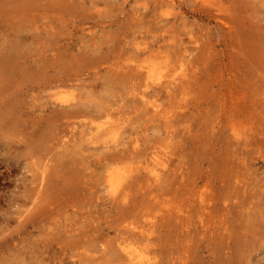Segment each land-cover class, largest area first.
<instances>
[{
	"label": "rangeland",
	"instance_id": "374dc122",
	"mask_svg": "<svg viewBox=\"0 0 264 264\" xmlns=\"http://www.w3.org/2000/svg\"><path fill=\"white\" fill-rule=\"evenodd\" d=\"M75 1L81 2L82 0H75ZM93 1L95 2L97 1V5H98L97 7L90 8V5L87 3L77 4L75 2V4L71 5L72 8H67V10H60L59 12L57 11L54 12V9L51 6H49L52 3V0H42L40 2H42L43 4L39 6L37 10L29 12L28 16H26V19L24 20L22 19V21H25V22L21 23L20 26H17L14 24V21L18 20L17 18L13 17L14 13L9 14L8 16L7 15L4 16L3 15L4 13L0 12V51H4L6 47L5 45H7V47L8 45L9 47H14L15 43H18L17 41L18 39H20V36L21 37L23 35L25 36L24 37L25 40L24 41L22 40L21 41L22 43H19L20 48L22 52H24V54H20L19 57L13 59L14 60L13 62L14 71L12 73V80L10 82V85L8 84L10 89L9 87H6L7 90L6 89L4 90L2 87H0V240L3 239L4 236L5 238H10L9 240L10 247L7 251L8 253L5 252L6 249L5 250L1 249L3 252L0 251V253H2L1 254L2 256H3V253H5V258L7 257L6 263L8 261V262H12V264H15L18 261L16 264L18 263L19 264H35V263H38V264L39 263L40 264H44V263L45 264H94V263L98 264L97 263L98 261H96L95 259L99 257V254L97 253L99 252V249L101 248V246L99 244V241L97 242V238H94L97 236L93 234L91 235L93 236V238H91L90 236L89 239H86L87 241L90 240L89 241L90 243H91V240L92 242L94 241L92 245H88L89 242H87L86 240L85 241L81 240L82 242H80V240H77V238L73 236L72 234L73 231L71 228H73V230L76 228L83 230L85 228L84 226H82L83 223H82V218H80V215L81 216L83 215V218L86 220L90 219L89 221L86 222V224L90 223L89 224V227H90V225H92L91 223V220H93L92 218H96V215H97V213L96 212L94 213V211H97V212L99 211L98 213L100 215L103 214L109 217L110 215L112 216L114 213H116L115 212L116 209L113 208L115 206L113 205V203H111L113 202L112 200L113 196L106 190V188L104 187L103 180H102L104 169L101 167L103 163L105 162V160L103 159L104 156H109L111 154H117L115 150H119V151L121 150L120 152L121 154L123 153L127 154V152L125 151L128 149V152H130L131 147H132V143L130 142H132V140L133 141L136 140L137 142L136 148L138 150H137V153L135 151L133 155H131L130 153L128 154L131 156H134V154L137 155L139 153L136 156L138 159L134 156L135 157V159L133 160L134 162L141 161L142 158L140 157L148 153L149 152L148 150H150L152 146L156 147L155 152H157L158 155H162L163 153H166L170 151L171 149H173V147H175L174 140L169 142L168 138H165V133H166L165 129L162 127L161 129L160 127H156L159 124L162 125L161 121L157 122L156 119L149 118L148 115L146 116V115L140 114L141 108H138V107L140 105L139 102L141 101H140L139 96L136 95V93L140 92V90L142 89L137 88L136 91H134L135 90L134 87H131L133 83L129 81V83H132V84H129L128 81L126 80L127 78L124 75L121 76L123 79H121V77L118 76V80H116L115 82L113 80L114 77L112 78V76H114L112 74L114 73L109 71V69L106 66L110 64H116V65L119 64L120 66H124V67H129V66L131 67L132 65L134 66L135 64L134 55H136L135 51H136L137 44L138 45L141 44V47L149 46L146 50L150 48L154 50L155 48H157L155 45L158 46L163 41L162 38H165V39L169 38L170 42L166 41L165 43H167L168 45H172V46L175 45L177 42L176 41L177 39L175 38L172 39L168 33H166V35L164 34L165 32H163V29L160 28V25L162 23L167 25L168 30H170V28L172 29L173 26L175 27V37L176 38L180 37L185 40L186 38H188V35L186 36V34L188 32H191V33L193 32L192 33L193 36L195 35L194 37L198 38L200 42L201 40L203 42L205 40V44L208 46L207 49L209 53V54L207 53V55L209 56L205 64L208 67V70L210 71V72L208 71V73L202 74L201 76V79L205 78L204 79V81L206 82L205 86H203V88L196 87V90L194 92L197 93L198 97H196L195 99H194V93H192V94H188L187 97H183L182 99L177 100L175 104L173 103L174 106L172 109L173 111L175 109V112L177 111L176 114H179V115L175 117L174 115L176 114H174L173 115L174 117L172 120H174L173 121V123L175 124L174 127L175 126L178 127V128L175 127L176 132H178V130L182 132V135H184L183 138H185L186 136V134H183L185 133V130H186L184 128L188 124L192 123L191 124L192 129L193 128L197 129V127H200V129H203L202 128L203 123L202 122L199 123V121L204 119L202 115H205L206 113H201L197 115V119H196V116H193L191 114V112L196 110L197 104L205 105V102H206L207 108L203 106L205 110H208V109L209 111L217 110L218 104L215 103V101H213L214 97L211 96V92L217 88L216 87L217 85L216 76L218 77V79H220L219 78L220 69L223 70V71L221 70V72L223 73L221 79L223 83L225 84L227 83V81L225 80L228 79V76L224 72V69H225L224 64H228L230 65V67H234L236 70H238L237 72L241 70L242 71L240 75L241 77L237 76L239 74L236 72L235 69L232 70L233 68H231V71H233L231 73H234L232 75L237 76L238 77L237 79L243 78L242 80H244L243 73L245 69L243 68L242 64L239 63L241 62V60L235 56H231V57L229 56L230 50L228 49L229 48L228 44L230 40L227 38L226 34L220 29V27L216 26L217 24H215V21L213 19H211L212 17L210 18L204 17L202 16V13L200 14V16L202 17H199L197 14H195L197 11H199V9L204 7L202 4H197L199 3L198 0H168L169 3H167L166 5L162 3V0H125L124 3L122 2L120 6L122 8V11L120 12L119 11L116 12V9L119 7L118 3H121V0H93ZM103 1H108V3H112L108 7L109 9L103 8ZM243 1H245L246 4L247 3L248 4L246 5L245 3H243ZM243 1L236 0L233 4L235 6L238 5V8H239L238 10L240 11V13L238 11L237 12L239 13L240 17H242V19L245 20L244 21L245 26L241 25L242 27L241 32L244 33L245 35L248 34L252 36L253 39H251V41L253 42L257 43L258 42L257 40H261L262 42L261 47H262V50L264 51V45H263L264 40L262 41V38H261V37H264V0H248V1L243 0ZM114 4H116V6ZM113 6L116 9H114ZM244 6L246 7L245 8L246 10L244 9ZM247 7L251 9L248 8L249 9L248 10ZM5 8H8V7H5ZM212 11L213 13H216L214 10ZM237 12H236V15H237ZM222 13L223 12L219 13V15H221L222 18L226 17V15ZM112 19H115L118 22ZM112 21L114 22L111 23ZM235 21H236V18H235ZM251 22L252 23L254 22V23L252 24ZM184 26H185V29H183ZM247 29L249 30L247 31ZM186 31L188 32L186 33ZM51 32H53L56 36L54 35L51 36L50 35ZM242 33L240 34L242 35ZM107 35L110 37L109 38L110 41L102 45L100 47L101 49L98 48V50H96V48L94 47L95 50L93 49V51L91 50L86 51L87 49L83 47V45L87 44L88 46V44L92 43L91 40L93 38H95L94 39L95 41L97 40V37L98 38L104 37V39L108 40ZM58 38L60 40V43L57 42ZM65 38H70L69 41L72 43L71 44L69 42L71 44V48L75 46H80L82 44L81 45L83 47V50L81 49L82 55L85 53L84 54L85 56L83 57L81 65L78 64L76 61H72L73 55L74 54L77 55L80 53H76L75 50L73 51V49L71 48L69 49L70 51L64 50L65 48H69V46L66 45ZM87 39H89V41H87ZM94 40L93 42H95ZM50 41L54 42L55 44H52ZM172 41H175V44H173ZM108 45L109 46L113 45V50L105 54L106 47H108ZM60 46L63 49V51L62 52L58 51L59 52L58 54H55L56 52L55 51L54 52L55 56H52V57H50L49 51L45 50L49 47H52V48L55 47V49H58V47ZM92 48L93 47L91 46V49ZM177 48L179 47L177 46ZM210 51L212 53H210ZM154 53H150V54H152L153 56ZM94 54L96 55L95 57L103 55L102 59L101 58L100 59L102 61L104 60L105 62L103 61V63L101 62L99 63V61L96 58H94L93 60ZM157 54L163 55V53L159 54V52L155 53L154 55L156 56ZM62 55L67 57V59H63ZM146 55H149V54H146ZM146 55L144 54L140 58L146 57ZM88 60L89 62H87ZM95 60L97 62L96 65L98 66V72L96 74H94L96 69L89 68V66L94 65ZM234 62L236 65H234ZM104 66L107 69L104 68ZM225 71L227 70L225 69ZM75 73H81L82 76H81V80L79 81V83L81 84H78L74 80V82L77 84V87L74 89V92L78 93L79 95H82L81 99L82 97H84V102H82L83 99L80 101L81 102L80 104H82L83 107L82 105H79V106H75L73 109L80 110L79 112L80 114L81 113L85 114L87 112L88 114H85L84 117H80V118L78 117L75 119L74 118L63 119V117H60L64 112L63 110H65V113H67L69 111L67 109V106L73 101H66L65 104H63L64 102L58 101L56 97L60 96L59 92L62 91V88L54 86L55 84L54 80H56V78H58V76L62 74L68 75L69 77H71ZM116 73H119V72L116 71ZM122 73L123 72H120L119 74H122ZM205 74H208V76ZM263 76H264V71H263ZM110 77L112 81L111 79L109 80ZM250 78H251L250 80L251 83L254 82L256 79L260 80L259 75L257 73L253 74ZM120 79L123 80V82H121ZM103 81L105 82L108 81L107 85L109 84V86L104 87L105 85H103V88L107 89V92H106L107 94L105 93V91H100V93L104 92L103 95L101 96L100 93L98 94L97 92H99V90L102 89L101 85ZM237 84L238 82L236 83V86ZM157 86L158 85H153V88H157ZM262 86L264 87V82L262 83ZM249 88H252L249 91V95H251L250 98H252L253 97L252 95L255 94V91L253 93V89L255 87L251 86ZM90 89L92 90L93 93L91 92ZM87 90L91 93H86ZM147 90L151 91V89H147ZM256 91L259 93L261 89L258 88L256 89ZM56 92L57 94H55ZM89 94L91 97L93 96L94 98L92 97L93 98L92 99L90 96H88ZM133 94L134 96H132ZM159 95H158L159 99L157 98L155 103L156 104L162 103L161 105L168 107L169 104L166 100V93L160 92ZM100 96L103 97V99H105V96L107 98L103 101ZM62 97L63 96H61L60 99ZM133 97L134 98L136 97L139 102L136 101L137 99L136 98L134 99ZM188 97L190 98L188 99ZM205 98L207 100L204 101ZM128 99H129V102H128ZM89 101H90V104L89 105L87 104L88 107L84 106L86 105L85 102L89 103ZM94 101H97V103L100 101H103L104 104L105 103L109 104V102L112 101L110 103L111 108H113V111H114L113 112L111 110L112 114L113 115L116 114L115 117L116 116L119 117L118 122L120 124L119 126L120 131L117 130L119 133L116 131L115 138L105 141L106 143L104 142V140H102V138H99V139L95 138L94 134L92 135L93 129L90 130V127L93 125V123L95 124V121L97 123L101 122V120L103 121V118H97L98 116L97 113H95L94 115L93 112L90 111V110H95V109L97 110L99 108V106L96 108L94 106L92 108L91 105L94 103ZM127 102L130 103L129 104L130 107L126 105ZM192 105L193 107H191ZM126 106L129 108H126ZM133 106H135V108H138V111L135 108H133ZM148 106H144V108L146 107V109H148L149 108ZM178 106H181V107L183 106L182 107L183 109L181 108L179 109ZM8 107H10V109ZM7 108L9 110H7ZM73 109L71 108L70 110L72 111ZM121 109L123 111H121ZM83 110L85 112H83ZM136 111L139 114L136 113ZM57 115H59L60 118H58ZM211 115H214V114H212L211 112L209 116ZM87 116H89L90 118ZM144 117L146 119L148 117V121L149 119L150 120L152 119V120L148 122L147 120H145ZM141 118L142 119L144 118V119L142 120ZM199 118H201V120ZM125 119H127V121ZM8 120L11 121V124L8 122ZM92 120H93V123L92 122L90 123V121ZM134 120H136V123ZM137 120L139 121L137 122ZM207 120L208 119H206V121ZM144 121L145 123H143ZM183 121H186V122L184 123ZM250 121L253 127L254 126L252 123L253 120H250ZM71 122H74V126L78 125V127L75 126L76 129L75 128L72 129V127L74 126L72 124L68 125ZM79 122H81V125ZM82 122L83 123L87 122V123L84 125L82 124ZM253 122L255 123V121ZM88 123H90V125H88ZM149 123H153L155 124V126ZM196 123H197V127H196ZM63 124H64V127H63ZM262 124H264V122H262ZM150 125L152 128L149 127ZM181 125H185V126H181ZM257 125L258 124H255L256 128H259V125L258 126ZM68 127L69 128L71 127L72 130H70ZM148 127L151 129H149ZM84 128L86 129L88 128V130ZM73 132L76 133V135L78 136L74 135ZM134 132L138 134H136L135 136ZM197 133L201 134L202 137H204L203 136L204 133L202 131L201 132L197 131ZM262 133L263 135L260 138H263L264 136V131H262ZM129 134H131V136ZM179 134L178 136H182L181 134L180 135ZM215 134L217 135L216 137H219V138L221 136L222 137L229 136V134L224 135L225 132L224 133L222 132L220 136H219V132ZM65 135L66 136L68 135V136L65 137ZM125 135H126V141H124ZM132 136H134V138H132ZM67 139H70V140L73 139V142L75 143L77 142L75 146L77 150L74 148L75 151L77 152V154L74 153L76 154L75 157L76 158L79 157L83 159L82 160L83 162L86 161L84 163L88 164L89 168H85L84 166L86 165H84V163L80 160L82 162L81 165L82 164L83 165L81 167L77 165V168L79 169L78 175L81 176L82 174L83 177L82 176L78 177V175H76L77 176L76 177L72 175V173L69 171V173L71 174L70 176L71 180H69L70 177H68V175H64L62 173V177H57V178L52 177L53 180L51 181H53L55 185L57 184V185L64 187V186H67V183L70 184L69 181L73 180L70 186L78 185L79 187H81L79 188L80 190L79 191L78 187L75 186L78 190L76 194V200L78 201L75 206L77 209L76 208L72 209L73 210L72 211L71 209L69 210L67 207L56 208L52 212L53 216L51 215V212H50L51 217L49 219L47 218V221L43 220L45 219V216L44 218L43 217L40 218V222L38 219H35L33 228L30 225H27L25 229L21 227L20 225H18L17 222L23 220L25 215L27 214V209L29 210L32 207V205L30 204L31 202L30 200H32L33 197L35 196L34 188L38 182V179L41 177V175L47 178L48 177L47 175H49V173L53 174V171L51 170H53L54 168H57V170L60 169V172H63L65 170L62 167L60 168L59 164L57 163V159L60 158V156L62 155V152L60 153V151L66 152V150H64L62 145H64V147L65 145H68V144H69V147L71 146L70 144L72 143L70 142H66V144L64 143ZM114 139L116 140L114 141ZM178 139H181V138L179 137ZM123 142L125 145L123 144ZM126 142H129V144ZM167 143H169V145ZM127 144L128 146H131L130 149L127 146ZM262 144L263 142L260 144V146H258L259 147L258 152L254 154L250 153L252 157L248 158V160L250 161L249 163L250 165H248L247 169L242 168V170H240L239 167L241 164L239 165L238 163V160H237L238 157L236 158L233 157L234 161L231 160L232 166L234 165L233 167H235L234 169L232 168V175L234 176L236 175V173L241 175L239 177L238 187L236 186L237 182H234L233 179H229L230 177L228 173H227L228 176L226 175L222 178L223 182H221L220 186H218L215 183V180L213 178L215 177L214 175L219 176L222 174L220 170H224L223 167L220 164H218V159L220 157L215 159L212 155L213 152L218 151L219 146H215L212 149L209 148L208 145L206 146V149L205 147L202 146L204 149V156H202L198 164H195V166L191 164L189 168L190 170L188 169L190 179L192 178L193 175H194L193 178H198L199 176L204 177L206 176L207 173L212 174L213 172V175L210 178H208L209 181L207 180L206 183H202L201 181H199L198 183L199 186L204 185V184H207V185L205 187H198L197 189H199V191L201 189L203 191L204 198L206 197L205 199H207L209 197V196L207 197V195L210 194L209 184H211V182L213 181V184H214L213 186L215 187L212 189V191L213 190L216 191V198H217V200H215L217 202L216 207L219 208L221 205L224 206L227 203L230 204L231 202H229V199L233 202L232 204L235 205L233 208V212H232L234 214H231L230 216L231 220H234L232 222V225L237 226L236 227L237 229L235 228L236 231L233 230V233L238 232V234L240 233L241 235V233H245L242 226L249 225L250 228L248 229L249 230L248 233L251 231L252 232L249 233L251 234V236H248V237L253 238L249 241L251 243L247 244L248 245L247 248L242 250V253L240 254L236 253V256L235 257L232 256L231 258V255L229 254H230V251L232 250V247L228 248V250L226 248L222 249L221 247L223 246L221 245L218 246L217 243L214 244L211 242V240L201 243L200 237L199 238L194 237V243H195L194 247L195 246L196 247L194 249L195 254L193 257H194L195 263H192V264H210V262L212 263L213 261L215 262L214 264H219L220 261H221L220 264H222V262H224L223 264H225V261L227 260L228 261L226 262V264H230V263L231 264H264V244H263L264 243V225H261L262 226L261 227L260 222H259L260 220L262 221L264 220V217L262 215V212H264V187H263L264 186L263 185L264 184V145ZM145 145L146 146L148 145L149 148L146 147L147 152L144 153L143 146ZM107 146L109 147V149ZM69 147L67 149H69ZM110 148H112L111 149L112 152H110ZM183 149L186 155L190 157L192 156L193 154L192 146H188L187 144V145H184ZM128 154L125 156H129ZM220 156H221V151H220ZM259 156H262V157H259ZM240 158L243 159L242 156H240ZM86 159H89V160L87 161ZM211 159H215L217 160V162L215 160L212 161ZM230 159L232 158L230 157ZM99 160L103 161V163L100 162ZM107 160L108 159L106 157V161ZM60 161L65 164L68 162V157L63 156V158H60ZM176 164L177 166L179 165L178 163H175V165ZM82 167H84L86 170ZM43 168H44L43 173H41ZM81 168L85 170L86 172H84ZM217 170H219L218 173L216 172ZM235 170H237L236 173H235ZM74 177L76 178L74 179ZM79 180L83 182V183L81 182L83 185L81 183L79 184L80 182ZM242 183H244L243 189L247 188L243 198H241L242 196L240 195L242 191V188H241ZM258 184L262 185V187H258L259 186ZM89 186L90 187L92 186V188H88ZM189 187L190 185H188L187 188ZM61 194L64 195V193H61ZM172 194H175V193H172ZM249 195L253 196V198L252 197L248 198ZM169 197L171 196L169 195ZM180 202L182 201L177 195L172 196V199L170 202L171 208H173L175 205H177ZM150 204L146 205L141 210L142 214L144 213V215H147L148 219L151 216H154V218L158 217L159 212L155 213V210H156L155 207H152V204L151 205ZM191 204H193V202L189 203L188 205H191ZM104 208H105V211H108L105 214L101 213V212H104ZM109 210H112L113 212L110 211L111 213H109ZM77 212H79L80 214ZM73 213H75V215ZM144 217L136 216L138 221H136V218L133 219L132 216L129 219L133 223L140 225V222L143 221ZM78 220L80 222H78ZM96 220H98V216ZM54 221H57V222H54ZM96 223L97 221H94L93 225H95ZM66 227H68V229ZM21 229L22 231L19 232ZM65 229H67V233L69 232L68 235L71 234V237H67L68 235ZM56 230H57V233H56ZM47 231L49 232L48 235L46 234ZM64 231L67 236L65 235ZM108 231H109L108 229L107 230L105 229L101 231L99 235L101 234L102 236L103 235L106 236L105 234L111 235L112 233ZM58 232H60L61 234ZM261 233L263 236L261 235ZM170 234L172 235V239H173L171 242H174L177 245L178 241L175 239V235L173 234L171 228H170V233L169 234L167 233L166 235H164L165 238L169 237ZM50 236H52V238L54 239H50ZM58 236L61 238H59ZM178 237H181V235H178ZM235 238H237L236 234L234 235L233 239ZM56 239L60 243H58ZM63 240L67 242H64ZM45 242L46 243L49 242L48 245L44 244ZM56 242L58 246L60 245L59 247L55 246ZM72 242L74 244H72ZM83 242H86L87 245L86 243L83 244ZM96 242L99 246L95 244ZM210 242H211V246L215 249V254L213 256L214 257L213 259L208 256L207 249L210 247L206 246ZM52 243H54V245H52ZM61 244L62 245L64 244L65 247L67 246L63 250L65 252L63 251L59 252L58 248H60V251H61ZM67 244L69 246L70 244H72L71 246H73V248L71 246L68 248ZM183 244L184 243L180 244L179 246L180 249L183 248ZM83 245L85 246L83 247ZM94 245H96V249ZM48 246H51V247H48ZM50 248H53L54 250ZM19 252L22 255L18 254ZM41 252H43L44 255ZM163 256H165V254ZM216 256L218 259L215 258ZM3 257H2L3 260H0L1 263L5 261ZM10 257H12L14 261L13 260L10 261L9 259ZM14 257H17L18 259ZM156 257L158 260L161 261L160 263L162 264H163V261L168 258V257H165L163 260L161 254L158 256L156 255ZM54 258H56L57 261H55ZM61 258L64 259L65 262ZM92 261L93 262L95 261V262L93 263Z\"/></svg>",
	"mask_w": 264,
	"mask_h": 264
},
{
	"label": "bare ground",
	"instance_id": "6f19581e",
	"mask_svg": "<svg viewBox=\"0 0 264 264\" xmlns=\"http://www.w3.org/2000/svg\"><path fill=\"white\" fill-rule=\"evenodd\" d=\"M40 1H42V0H0V12L4 13L3 14L4 16H6V15L8 16L9 14L14 13L13 17L18 19L16 21H14V24L17 26H20L21 23L25 22V21H22V19L23 20L26 19V16H28L29 12L37 10V8L43 4ZM124 1L125 0H121V3H118L119 7L117 6L118 7L117 9L113 6L114 9H116V12L122 11V8L120 6H121L122 2L124 3ZM235 1L236 0H198L199 3H197V4H202L204 7L199 9V11H197L195 14H197L199 17H202V16L207 17V18L212 17L211 19H213L215 21V24H217L216 26L220 27V29L226 34L227 38L230 40V42L228 44V47H229L228 49L230 50L229 56L230 57L235 56V57L239 58L241 60V62H239V63L242 64L243 68L245 69L244 73H243L244 74V80H242L243 78L237 79L238 78L237 76H240L242 71L240 70L239 72H237L238 70H236L234 67H230V65L224 64V68L227 70V71H225V69H224V72L228 76V79L225 80V81H227V83L226 84L223 83V81L221 79L223 73L221 72L222 69H220V71H219V73H220L219 78L220 79H218V77L216 76V79H217L216 87L217 88L211 92V96L214 97L213 101H215V103L218 104L217 110H215V111H213V110L209 111V109L205 110L203 108V106L205 108H207V104L205 102V105L197 104V108L195 111H193V112L189 111V112H191V114L193 116H196V119H197V115H199L201 113H206L205 115H202L204 118L203 120H201V118H199L201 120V121H199V123L202 122L203 124H205V125L202 124L203 129H200V127H197V123H196L197 129H195V128L192 129V126H191L192 123L188 124L187 126L181 125V126H185L184 129H186L185 133H183V134H186V136H185V138H183L184 135H182V132H180L179 130H178V132H176V128H178V127H176V126H175L176 128L174 127V125H175L173 123L174 120H172L174 116L177 117V115H179V114H176L177 111L175 112V109L173 111V109H172L174 106L173 103L175 104L177 100H180L183 97H187L188 94H192V93H194V99L196 97H198L197 93H195L194 91L196 90V87H199V88L202 87L203 88V86H205V83H206L204 81L205 78L201 79V76H202V74L208 73V71H209L208 67L205 64V62L207 61V58L209 56V55H207L208 46L205 44V40H204V42L202 40L200 42V40L198 38L194 37L195 35L193 36V34H192L193 32L191 33V32L186 31V33L188 32L186 34V36L188 35V38H186L185 40H187V41H185L184 39H182L180 37L179 38L175 37V27L174 26L172 27V29L170 28V30H168L167 25L162 23L160 25V28H162L163 32H165L164 34L166 35V33H168L172 39L173 38L177 39L176 44H175V41H172V43L175 45L172 46V45H168L167 43H165L166 41H169V38L168 39L162 38L163 41L161 39L162 42L158 46L155 45L157 47V48H155L157 51L155 49L152 50V48L146 50L149 46H142L141 47V44H139V45L137 44L136 51H135L136 55H134V57H135L134 58V62H135L134 66L132 65L131 67L130 66L124 67V66H120L119 64L118 65L110 64V65L106 66L109 69V71L114 73V74H112V75H114V76H112V78L113 77L115 78V79L113 78V80L115 82H116V80H118V76L121 77L122 75H124L127 78L126 80L128 81V83H129V81H131L133 83V84L132 83H129V84H132L131 87H134V89H135L134 91H136L137 88L142 89V90H140V92H137V93L134 92V93H136V95L139 96L140 101H141V102H139L138 99L136 98L137 96L135 95L136 96L135 98L137 99L136 101H138L140 103V105L138 107V108H141L140 114H143L146 116L148 115L149 118L156 119L157 122L161 121L162 125L159 124L160 126L157 125L156 127H160V129L162 127L165 129V131H166L165 138H168L169 142L174 140L175 147H173V149H171L170 151L163 153L162 155H158L157 152H155L156 147L152 146L150 148V150H148L149 151L148 153H146L145 155H142L140 157V158H142L141 161H137V162L135 161L134 162L133 160L135 159V157L139 153L137 155L134 154L135 157L131 156V155H133V153H135V151L137 153V150H138L136 148L137 147L136 146V143H137L136 140H134V141L132 140V142H130V143H132V147L128 146L129 142H126V143H128L127 146L129 147V149L131 147L130 152H128V149L126 151L124 150L125 152H127V154L130 153L131 155L128 154L129 156H125L127 154H124V153L121 154L120 153L121 150L119 151V150L114 149L117 154H111L109 156H104V158H103L105 160L104 163H103V161L99 160L100 162L103 163L101 168L104 169V172L102 171L103 172V179L102 180L104 183V187L113 196L112 197L113 202H111V203H113V205L115 207H113L112 205L111 206L116 209L115 210L116 213H114L112 216L109 214L110 215V217H109V216H105L103 214L100 215L98 213L99 211L98 212L94 211V213L95 212L97 213V215L96 214L95 215H96V218L98 216V220H96V218H92L93 219V220H91L92 225H90V227H89L90 223L86 224V222L89 221L90 219L86 220L83 218V215L82 216L80 215V218H82V223H83L82 226H84L85 228L83 230L77 229V228L73 230V228H71L73 231V233H72L73 236H75L77 238V240H80V242H82L81 240L85 241L86 239H89V237L93 234H95L97 236L94 238H97V242L99 241V244L101 246L100 249L98 248L99 252L97 253V254H99V257L95 259L96 261H98L97 262L98 264H162V263H160L161 261L158 260L156 257V255L158 256L160 254H161L163 260L165 257H168L167 259H165L163 261V264H192V263H195L194 257H193L195 254L194 249L196 247V246L194 247V244H195L194 243V237H198V238L200 237L201 243L207 242L208 240H211L212 243H214V244L217 243L218 246H220V245L223 246L224 248L221 247L222 249L226 248L228 250V248L232 247V250L230 251V254H229V255H231V258H232V256L235 257L236 253L237 254L242 253V250L247 248V246H248L247 244L251 243L249 241L253 238L248 237V236H251V234H249V233L252 232L251 231L248 233V231H249L248 229L250 228L249 225H243L242 226L245 233H241V235H240V233L238 234V232L233 233V230L236 231V229H237L236 228L237 226L232 225V222L234 220H231V217H230L231 214H234V213H232L233 208L235 206L234 204H232L233 202L229 199V202H231L230 204L227 203L224 206L221 205L219 208L216 207V204H217V202L215 201V200H217L216 191L215 190L212 191V189L215 187V186H213L214 185L213 181L211 182V180H210V182H211V184H209L210 185L209 186L210 194L207 195V197L209 196L207 199H205L206 197L204 198L203 191L201 189H200V191H199V189H197L198 187H205L207 185V184H204V185L199 186L198 183H199V181H201L202 183H206L208 178H210L213 175V172H212V174L207 173L206 176H204V177L199 176L198 178H193L194 175L193 176L191 175L192 176L191 179L189 178L190 175L188 172L190 170L189 168H190L191 164L193 166H195V164L199 163L202 156H204L203 147H205V149H206V146L208 145V147L212 149L215 146H219L218 151H217L218 153L213 152L212 155L215 159L220 157L218 159V164H220L224 170H220V172L222 173L221 175L218 174L220 177L217 175H214L215 177H213V178L215 180V183L218 186H220L221 182H223L222 178L224 176H226L228 173V175L230 177L229 179H233L234 182H237L236 186L238 187L239 177L241 175L236 173L237 170H235L236 175H234V176L232 175V168L234 169L235 167H233L234 165L232 166L231 160L234 161L233 157H235V158L238 157V159H237L238 163H239V165L241 164L239 167L240 170H242V168L247 169L248 165H250L249 164L250 161L248 160V158L252 157L250 155V153L254 154V153L258 152V149H259L258 146H260V144L262 142H263L262 145H264V136H263V138H260L263 135L262 131H264V124H262V122H264V87L262 86V83L264 82V76H263L264 51L262 50V47H261L262 46L261 40H257L258 41L257 43L253 42V41H251V39H253L252 36H250L248 34L245 35L244 33L241 32L242 31L241 25L245 26V24H244L245 20H243L242 17H240V15H239L240 11L238 10L239 9L238 5L237 6L233 5ZM238 1H240V0H238ZM75 2L77 4L87 3L90 5V8L98 6L97 1L95 2L93 0H82L81 2H78L75 0H52V3L49 6H51L54 9V12H56V11L59 12L60 10H67V8H72L71 5L75 4ZM109 2H111V1H109ZM162 3H164L166 5L167 3H169V1L168 0H162ZM243 3L246 4L245 1H243ZM110 4H112V3H108V1H103V8L104 9L108 8ZM114 5L116 6V4H114ZM5 7H8V8H5ZM245 8L246 7L244 6V9ZM248 8L249 7H247V9ZM249 9H251V8H249ZM212 10H214L216 13H213ZM97 11H99V10H97ZM221 12H223L226 15V17L222 18V16L219 15V13H221ZM236 12H237V15H236ZM201 13H202V16H200ZM247 14H248V12H247ZM248 16H249V14H248ZM235 18H236V21H235ZM112 20H115V19H112ZM115 21L118 22L117 20H115ZM79 22H81V21H79ZM113 22L114 21H112L111 23H113ZM116 22H115V24H116ZM116 26H117V24H116ZM183 29H185V26ZM245 30H246V28H245ZM248 30L249 29H247V31ZM184 32H185V30H184ZM240 33H242V35ZM50 35L56 36L53 32H51ZM255 36H257V35H255ZM24 37H25L24 35L22 37L20 36V39H18V41H17L18 43H15L14 47H9V45L7 47V45H5L6 47H5L4 51H0V87H2L4 90L6 89V87H9L10 82L12 80V73L14 71V66H13L14 60L13 59L19 57L20 54H24V52H22L20 45H19V43H22L21 42L22 40L23 41L25 40ZM109 38L110 37L108 35H107L108 40L104 39V37H102V38L97 37L96 41L94 40L95 38H93V39L91 38L92 43L88 44V46H87V44L83 45V47L87 49L86 51H90V50L93 51L94 47L96 48V50H98V48H100L102 45H104L105 43L110 41ZM261 38L263 41L264 37H261ZM69 39L70 38H65L66 45H68L69 48H65L64 50L70 51L69 49L71 48L72 43L69 41ZM93 40L95 42H93ZM87 41H89V39H87ZM50 42L52 44H55L52 41H50ZM57 42L60 43L59 38H58ZM81 45L71 48V49H73V51L75 50L76 53H80L77 55L74 54L72 57V61H76L80 65L82 64L81 62L83 60V57L85 56L84 55L85 53L82 55L83 47ZM90 45L93 47L92 49H91ZM10 46H12V45H10ZM177 46L179 48H177ZM150 47H152V46H150ZM163 49H165V50H163ZM45 50L49 51L50 57L55 56L54 55L55 51H56L55 54H58L59 52L63 51L61 46L58 47V49H55V47H53V48L49 47ZM112 50H113V45L112 46L108 45V47H106V53L105 54H107V52H111ZM68 51H66V52H68ZM153 51L154 52L156 51L155 53L159 52V54L163 53V55L157 54L155 56L154 55L155 53ZM150 53H154L153 56ZM210 53H212V52L210 51ZM144 54L145 55L149 54V55H146V57L140 58ZM95 56L96 55L94 54L93 60H94V58H96L99 61V63L100 62L103 63L104 60L103 61L101 60L103 55L97 56V57H95ZM218 57H219V55H218ZM62 58L67 59V57H65L63 55H62ZM87 62H89V60ZM235 62H234V65H236ZM96 63L97 62L95 60L94 65L89 66V68L96 69L94 74H96L98 72V66L96 65ZM239 63H238V65H239ZM87 65H89V64H87ZM106 67L104 66V68H106ZM231 68H233L232 70L235 69L239 75H237V76L232 75L234 73H231V72H233V71H231ZM116 71H118L119 73L120 72H123V73L119 74V73H116ZM216 73H217V71H216ZM255 73H257L259 75L260 80L256 79L254 82L251 83L250 77ZM205 75L208 76V74H205ZM81 76H82L81 73H75L71 77H69L68 75L62 74V75L58 76V78H56V80H54L55 81L54 86L62 88V91L59 92L60 96L56 97L58 99V101L64 102L63 104H65L66 101H73L69 105L67 104L68 105L67 109L69 110V111L67 110L68 111L67 113H65V110H63L64 112L60 116V117H63V119H68V118H74L75 119L78 117L79 118L84 117L85 114H88V112L85 114H83V113L80 114L79 113L80 110L73 109L75 106L82 105V104H80L81 103L80 101L82 99H83L82 102H84V97H82V99H81L82 95H79L78 93L74 92V89L77 87V84L74 82V80L78 84H81V83H79V81L81 80ZM110 79H111V77L109 78V80ZM121 79H123V78L121 77ZM103 80H104V78H103ZM247 80H248V82H247ZM111 81H112V79H111ZM121 82H123V80H121ZM237 82H238V84L236 86ZM107 83H108V81L102 82V85H101L102 89H100L99 92H97L98 94L100 93V91H105V93L107 92V89L103 88V85H105L104 87L109 86V84L107 85ZM247 83H249V84H247ZM153 85H158V86H157V88H153ZM247 85H248V87H247ZM251 86L255 87L253 89V93L255 91V94L252 95L254 98L253 97L250 98L251 95H249V91H250V89H252L249 87H251ZM154 87H156V86H154ZM258 88L261 89V91L259 93L256 91V89H258ZM9 89H10V87H9ZM147 89H151V91H149ZM112 90H113V88H112ZM91 92H92V90H91ZM91 92H89L88 90L86 91V93H91ZM160 92L166 93V100L169 104L168 107L161 105L162 103L161 104L155 103ZM101 93H100V95L102 96L104 92L102 94ZM55 94H57V92ZM106 94H104V95H106ZM61 96H63V97L60 99ZM88 96H90V94ZM106 96H108V95H106ZM106 96H105V99L107 98ZM132 96H134V94ZM162 96H163V94H162ZM101 98L103 101L105 100V99H103V97H101ZM189 98L190 97H188V99ZM205 100H207V99L205 98L204 101ZM97 101H94V103L91 106H92V108L94 106H95V108L99 106V108L97 110L95 109V110H90V111H92L94 115H95V113H97V115H98L97 118H103V121L101 120V122H99V123H97L95 121V124L93 123V120L90 121V123L91 122L93 123V125L90 127V130L93 129L92 135L94 134L95 138H97V139L102 138V140H104V142H105L107 140H111V139L115 138L116 131L119 130V126H120V124L118 122L119 117L118 116L115 117L116 114L115 115L112 114L113 108H111V104H110L112 101L109 102V104H106V103L104 104L103 101H100L97 103ZM160 101H161V99H160ZM60 102H58V103H60ZM95 102H96V104H95ZM123 102H125V101H123ZM128 102H129V99H128ZM128 102L126 104L127 106H129V104H130ZM85 104L86 105H84V106L88 107V105L90 104V101H89V103L85 102ZM183 105H184V103H183ZM64 106H66V105H64ZM127 106H126V108L130 107V106L129 107H127ZM144 106H148L149 108L147 107L148 109H146V107L144 108ZM201 106H202V108H201ZM82 107H83V105H82ZM178 107H179V109L180 108L183 109L182 108L183 106L182 107L178 106ZM191 107H193V105ZM8 108L10 109V107H8ZM8 108H7V110H9ZM71 108L73 109L72 111L70 110ZM133 108H135V106H133ZM138 108H135V109L138 111ZM144 109H145V111H144ZM176 109H178V108H176ZM121 111H123V110L121 109ZM137 111H136V113H138ZM83 112H85V111L83 110ZM181 112H182V110H181ZM211 112L214 115L209 116V114H211ZM55 113H57V112H55ZM127 113H129V112H127ZM122 114H123V112H122ZM174 114H176V115H174ZM183 114H184V112H183ZM78 115H80V116H78ZM57 116H58V118H60L59 115H57ZM87 117H89V116H87ZM148 117H147V119L144 117L145 120L148 121ZM156 117H158V118H156ZM141 119H139V120H141ZM206 119H208V120L206 121ZM125 120L127 121V119H125ZM139 120H137V122ZM151 120L149 119V121H151ZM250 120L255 121V123L252 121V123L254 125L253 127L251 125ZM134 121L136 123V120H134ZM8 122L11 124L10 120H8ZM140 122H142V121H140ZM183 122L185 123L186 121H183ZM79 123L81 125V122H79ZM86 123L82 122V124H84V125ZM90 123H88V125H90ZM120 123H121V121H120ZM143 123H145V121ZM182 123H180V124H182ZM71 124L74 126V122H71L68 125H71ZM149 124H153V123H149ZM255 124H258L259 128H256ZM153 125L155 126V124H153ZM75 126L78 127V125H75ZM75 126L72 127V129L75 128ZM63 127H64V124H63ZM149 127H151V125ZM190 127H191V129H190ZM151 128H149V129H151ZM69 129L72 130L71 127ZM84 129H86V128H84ZM86 130H88V128ZM63 131H64V129H63ZM80 131H82V130H80ZM197 131H200V132L202 131L204 133V135H203L204 137H202L201 134L197 133ZM136 132H134L135 136H136V134H138ZM217 132H219V136H220V134H222V132L223 133L225 132L224 135L229 134V136H226V137L221 136L219 138V137H216L217 135L215 133H217ZM226 132H227V134H226ZM76 133H77V131H76ZM76 133H74V135H76ZM179 133L182 136H178ZM129 135L131 136V134H129ZM67 136L65 135V137H67ZM76 136H78V135H76ZM130 136H128V137H130ZM72 137H74V136H72ZM179 137L181 139H178ZM95 138H94V140H95ZM132 138H134V136H132ZM221 138H223V139H221ZM63 140H65V139H63ZM89 140H90V138H89ZM115 140L116 139H114V141ZM93 141H91V142H93ZM97 141H99V140H97ZM124 141H126V135H125ZM66 142H70L72 144H70L71 145L70 147H69L68 143H67L68 145H65V147H64V145H62L64 150H66V152L60 151V153L62 152V155L60 156V158H63V156H66V157H68V162L64 164L60 161V158L57 159V163L59 164L60 168L62 167L65 170L63 172H60V169L57 170V168H54L53 170H51V171H53V174L49 173V175H47L48 177L46 176L47 178H45L43 175H41V177L38 179V182L34 188L35 196L33 197L32 200H30L31 201L30 204L32 205L31 209H29V210L27 209V214L26 215L24 214L25 215L24 219L17 222V224L20 225L21 227L26 229L27 225H30L33 228L35 219H38L40 222V218H42V217L44 218V216H45V219H43V220L47 221V218L49 219L51 217L52 212L56 208L67 207L69 210L76 208L75 206H76L77 201H78V200H76V194H77V191L79 190V188H81V187H79L78 185L70 186V184H71V182H73V180L69 181L70 184L67 183V186H64V187L57 185V184L55 185V183H53V181H51V180H53L52 177L53 178L62 177V173L64 175H68V177H70L71 174L69 173V171L72 173V175L76 176L79 174V169L77 168V165H79L80 167L83 165V164L81 165V163L83 162L82 161L83 159H81L79 157L78 158L75 157V155L77 154V152L75 151V149L77 150V148L75 147L77 142L76 143L73 142V139L72 140L67 139L64 143L66 144ZM88 143H89V141H88ZM78 144H79V142H78ZM123 144H124V142H123ZM123 144H122V146H123ZM167 144L169 145V143H167ZM187 144H188V146H192V153L193 154L191 157L186 155L185 151H183L184 145H187ZM68 147H69V149H67ZM146 147H148V145L143 146L144 151H143V149H142V151L144 153L147 152ZM108 149H109V147H108ZM111 149L112 148H110V152H112ZM220 151H221V156H220ZM74 153H76V154H74ZM118 154H120V155H118ZM240 156H242L243 159L240 158ZM106 157L108 159L107 161H106ZM230 157L232 159H230ZM259 157H262V156H259ZM140 158H139V160H140ZM215 159H211V160L214 161ZM240 159H242V160H240ZM86 160L88 161L89 159H86ZM215 161L217 162V160H215ZM84 162H86V161H84ZM102 163H100V164H102ZM175 163H178L179 165L177 166V164L175 165ZM236 164H237V162H236ZM84 165H86V166H84L85 168H89L88 164L84 163ZM84 167H82V168H84ZM44 168L42 169L41 173H43ZM85 170H83V171L86 172ZM226 170H227V172H226ZM216 172L218 173L219 170H217ZM239 173H240V171H239ZM190 174H192V173H190ZM85 175H87V174H85ZM101 175H100V177H101ZM81 176H82V174H81ZM81 176L78 175V177H81ZM76 177H74V179ZM69 180H71V177ZM79 181H80L79 182V184H80L82 181L81 180H79ZM188 185H190L189 188H187ZM258 185H259L258 187H262V185H260V184H258ZM75 186L78 187V190ZM243 186H244V183H242V185H241V188H242V191L240 193V195L242 196L241 198L244 197L245 191L247 189V188L243 189ZM88 188H92V186L91 187L89 186ZM60 192L64 193V195H62ZM172 193H175V194H172ZM169 195L171 197H169ZM175 195H177L183 203L182 202L178 203L177 205H175L173 207L174 208L173 209V208H171L170 202H171L172 196H175ZM251 197L253 198V196L249 195L248 198H251ZM192 202H193V204L188 205L189 203H192ZM150 203L152 204V207H155V209H156L155 213L159 212L158 217L154 218V216H151L148 219L147 215H144V213L142 214L141 210L146 205H149ZM259 203H260V201H259ZM112 207H111V209H112ZM110 211H112V210H109V213H111ZM50 212H51V215H50ZM106 212H108V211H105V208H104V212H101V213L105 214ZM77 213H79V212H77ZM73 214L75 215V213H73ZM262 215L264 217V212H262ZM131 216L133 219L136 218V216H141V217L145 216V217H144L143 221L140 222V225H137V224L133 223L132 221H130L129 218ZM94 221H97V223L95 225H93ZM136 221H138L137 218H136ZM54 222H57V221H54ZM78 222H80V221L78 220ZM259 222H260V226L264 225V220L263 221L260 220ZM66 228L68 229V227H66ZM78 228H80V227H78ZM90 228H91V230H90ZM170 228H171L173 234L175 235V239L178 241L177 245L174 242H171L173 240L171 234H170V236L168 235L169 237H167V238H165V236H164L167 233L168 234L170 233ZM67 229H65L66 233H67ZM105 229L106 230L108 229L109 230L108 232H110L112 234L111 235L105 234L106 236H104V235L102 236V234L99 235V233H101V231H103ZM21 231H22V229L19 232H21ZM89 231H91V232H89ZM56 233H57V230H56ZM58 233H60V232H58ZM64 233H65V231H64ZM66 233H65V235H66ZM68 233H67V235H68ZM70 233H71V231H70ZM104 233H106V232H104ZM46 234L48 235L49 232L47 231ZM192 234H194L196 236H194ZM235 234L237 235V238L233 239ZM178 235H181V237H178ZM261 235H262V233H261ZM67 237H71V234H69ZM59 238H61V237H59ZM91 238H93V236H91ZM50 239H54V238H52V236H50ZM50 239H48V240H50ZM9 240H10V238H5V236L3 239L0 240V251L5 250V249H6L5 252L8 251V249L10 247ZM56 241L58 243H60L57 239H56ZM63 241L67 242L65 240H63ZM89 241H87V242H89ZM57 242H56L55 246H58ZM93 242L91 240V243L89 242L88 245H92ZM97 242L95 244L97 246H99L97 244ZM200 242H198V243H200ZM211 242L208 243L206 246L210 247L207 249L208 256L213 259L214 258L213 256L215 254V249L211 246ZM48 243L45 242L44 244L48 245ZM84 243H86V242H83V244ZM182 243H184L183 248L180 249L179 246ZM72 244H74V243L72 242ZM72 244H70V246ZM75 244H77V243H75ZM49 245H51V244H49ZM52 245H54V243H52ZM65 245H66V243H65ZM65 245L61 244V251H60V248H58L59 252H62L67 247V246L65 247ZM86 245H87V243H86ZM96 245H94L95 249H96ZM70 246L68 245V248ZM84 246L85 245H83V247ZM48 247H51V246H48ZM71 247L73 248V246H71ZM47 249H49V248H47ZM50 249H53V248H50ZM31 252H33V251H31ZM63 252H65V251H63ZM41 253L43 254V252H41ZM1 254L2 253H0V258H1L0 260H3L2 257L4 256L3 258L5 259V261H4L5 264H7V263L12 264V262H8V261L6 263L7 257L5 258V253H3V256ZM18 254L22 255L20 252ZM64 254H66V253H64ZM162 254L163 255L165 254V256H163ZM171 254H173V255H171ZM9 255H11V254H9ZM12 255H13V253H12ZM35 255H37V254H35ZM7 256H8V254H7ZM12 257L9 258L10 261L13 260ZM86 257H85V259H86ZM14 258L18 259L17 257H14ZM215 258L218 259L217 256ZM54 259H55V261H57L56 258H54ZM62 260L64 261V259H62ZM227 261H225V264ZM4 262L1 263V261H0L1 264H4ZM214 263H215L214 261L212 263L210 262V264H214ZM220 263H221V261H220ZM223 263L224 262H222V264ZM35 264H38V263H35Z\"/></svg>",
	"mask_w": 264,
	"mask_h": 264
}]
</instances>
